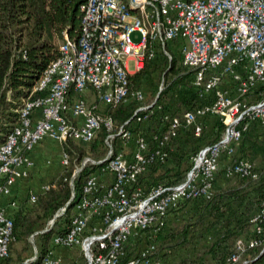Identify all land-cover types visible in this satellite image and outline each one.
<instances>
[{"label":"built area","instance_id":"built-area-1","mask_svg":"<svg viewBox=\"0 0 264 264\" xmlns=\"http://www.w3.org/2000/svg\"><path fill=\"white\" fill-rule=\"evenodd\" d=\"M80 9L79 37L63 32L59 56L37 82L36 88L47 93L25 102L20 124L0 145V263L9 255L14 238L13 218L2 198L17 179L28 176L29 151L44 137L61 143L68 137L87 142L103 123L105 154L84 156L72 173L73 177L85 164H97L82 186L70 226L53 233L47 251L38 256L36 248L31 259H37L36 264H62L53 254L55 244L78 247L83 259L72 264H172L159 252L153 236L181 199L212 198L215 173L224 156L225 176L253 181L263 177L250 158L235 154V145L250 121L264 127V0H85ZM133 31L139 32V39H131ZM158 53L165 57L166 67L150 99L142 88H132L129 75ZM176 55L180 66L171 73ZM177 78L195 88L202 101L181 116L164 112L161 120L166 126L153 134L154 145L141 134L129 145L131 133L125 126L129 119L115 128L113 118L103 115L98 103H88L84 93L91 90L96 102L106 105L133 98L137 105L132 117L140 120L160 107L159 93ZM210 115L224 124L220 136L204 140L196 149L181 180L146 188L140 179L166 160L169 140L185 128L202 136ZM61 162L68 163L64 150ZM36 198L30 193V201ZM249 220L252 228L235 238L218 264H248L250 251L263 249L264 198ZM138 238L143 246L131 249ZM30 239L34 242V234Z\"/></svg>","mask_w":264,"mask_h":264},{"label":"trees","instance_id":"trees-1","mask_svg":"<svg viewBox=\"0 0 264 264\" xmlns=\"http://www.w3.org/2000/svg\"><path fill=\"white\" fill-rule=\"evenodd\" d=\"M84 1L0 0V145L14 127L20 124V109L25 102L47 93V89L36 88L37 82L48 64L59 56V43L63 38V32L67 31L68 35L75 39L79 37L81 29L80 5ZM178 59L179 56L176 55L171 61L169 67L171 73L177 70L176 62ZM165 67V57L160 53L151 59H147L141 69L129 75L132 88H142L146 98L154 95L159 75ZM185 82L183 78L171 80L158 95L157 102L160 103V107H154L147 118L139 120L132 117L137 105V101L133 98L115 105H105L104 110L99 111L103 115H110L113 118L115 128L129 119L128 123L125 124L131 133L129 145L132 146L138 134L145 136L149 143L154 145L156 140H154L153 134H159L166 126L161 120L164 112L181 116L185 110L192 109L202 101L195 88ZM211 116L213 115L206 118L209 124L207 123V127L204 128L202 136H193L192 138L183 133L169 140L167 145L169 148L168 156L162 164L165 167L164 171L154 175L155 166L151 167L140 179L144 186L147 184L149 187L159 182L173 183L184 177L186 170L191 165L190 156L204 140L216 139L223 130V122L216 116L211 119ZM183 131H187L190 135L191 128H185ZM106 133L105 125L102 123L95 136L87 142H80L73 137H68L63 142V150L68 156V163L48 183V188L42 187L39 191L34 192L37 195L35 201L29 200L30 193H28L27 203L23 201L19 205L11 207L10 210L8 209V214L14 222V238L10 242V251L14 241L23 240L27 242L30 235L34 234L38 239L37 249L38 256H40L49 248L53 233H62L70 226L71 218L75 213L76 202L81 196L82 186L87 176L96 170L97 164H85L72 177L73 170L84 156L99 158L105 154ZM210 134L211 136H209ZM169 162L173 163L172 166H165ZM222 174L224 175V171ZM234 176H237L239 182L237 185L247 184L246 177ZM224 177L229 176L224 175ZM255 182L257 183L253 185L256 189L254 194L247 190L237 192L234 186L229 187V190L225 189L221 199L226 197V207L229 208L232 202L239 201L240 206L243 204L245 206L251 205L252 210L256 212L264 198V184H262L264 183V176ZM213 197L214 194L210 199L203 197L181 199L178 205L170 211V214L183 205L190 207L213 205L212 202L215 200ZM67 201L65 211L57 215L53 224L50 225L49 220ZM235 213L232 209V212L228 213L227 216L222 215V224L225 230L222 237L210 244L208 248L210 251L217 252L216 249L221 242L234 235L235 232H240L244 224H249L251 216ZM165 226H168V221H166ZM173 228H167V231L169 230L168 235L171 236L169 238L174 236ZM182 231L183 239L188 240L189 235H191L188 224L183 226ZM159 235L160 231H158V235L153 236L157 242L161 239ZM232 244L233 242L231 246ZM226 245L231 248L230 245ZM161 247L158 250L166 257L164 254L166 246ZM227 252H223L219 256V263L225 259ZM249 255L248 264H264V249H253ZM10 260L9 253L3 263L0 264H9ZM197 260L194 264H202V260L199 258ZM181 262V264H187L184 259ZM36 263L37 259L31 260L28 264Z\"/></svg>","mask_w":264,"mask_h":264},{"label":"rangeland","instance_id":"rangeland-1","mask_svg":"<svg viewBox=\"0 0 264 264\" xmlns=\"http://www.w3.org/2000/svg\"><path fill=\"white\" fill-rule=\"evenodd\" d=\"M139 37H140L139 32L133 31L131 33V39L137 40L139 39ZM173 51L174 53H177L179 49L175 48ZM176 64L177 67L180 66V59L177 60ZM128 66L129 68L134 67L133 60H129ZM84 93L86 94V97H88L87 98L88 103L94 101L95 103H98V107H99L98 109L100 111L104 110L106 104L101 103L99 101L96 102L97 97L94 93L91 92V90L85 89ZM152 96L153 94L149 98L151 99ZM209 136H211V134ZM115 140L116 141L112 139L110 140V142L114 144V142H117L120 139L118 137V139ZM122 148L126 150V152L129 151V148L127 146H123ZM59 164H61L60 165L61 166L60 171H61L64 167V164H62V162H60ZM76 165H79V163ZM257 168L262 170L264 176V166ZM223 169H224V165H221L220 163L218 165V169L216 170L214 184H213V194H214L213 198L215 199L212 202L213 205H207L206 207H199V206L190 207L187 205L180 206L174 213L170 214L171 216L167 220L168 226H165L162 229L158 230L160 231L159 236L162 239V240L160 239V241L162 242H160L159 240L157 242L154 238L157 248L160 250L162 248L161 246L164 245L166 246L165 247L166 251L164 253L166 255L165 259H167L172 264H181L182 263L181 260L183 259L187 264H191V263L194 264L196 261H198L197 260L198 258L199 260H202V264H218L220 261L219 256L222 255L223 252H227L230 249L229 246H227L226 244L231 246V243L236 237L242 236L246 232V230L252 228L251 222H249V224L246 223L242 228L244 230L242 231L241 229L242 233L241 231L235 232L234 235H232L231 237H229L224 241L226 244H223L224 242H221V244H219V247H217L216 244L217 252H213L208 249L213 241L223 236L225 227H223L222 224L223 222L222 215L227 216L228 213L232 212V209L234 213L236 212L235 214L242 213L244 214V216H248V215L252 216L255 212L252 210L253 208L251 207V205L245 206V204H243L242 206H240L239 201L232 202L229 208L226 207V201H227L226 197L221 199L222 192L225 189L229 190L230 189L229 187L234 186L235 187L234 189L237 192L240 191L242 192L244 190H247L250 193L254 194L256 189L253 187V185H255V183L257 182L250 179H246L247 182L246 185L245 184L237 185L239 184L237 176L224 177V175L222 174V171H224ZM26 180H28V178ZM145 186L147 187V184ZM27 197L28 196L26 197L24 196L25 198L24 202L26 201V203H27ZM254 197L255 195L253 196V198ZM185 224L186 225L188 224L189 233L191 234L189 235L188 240L183 239L182 236V232H183L182 228L183 226H185ZM166 227L167 228L174 227L173 238H169L171 236L168 235L169 230L167 231ZM158 231L154 235H158ZM37 242H38L37 237H35L34 242L31 241L30 237L27 239V242L23 240L14 241L10 251L11 262L9 264H28L32 260L31 258L35 253V249L37 248ZM80 258L82 260L83 256Z\"/></svg>","mask_w":264,"mask_h":264},{"label":"crops","instance_id":"crops-1","mask_svg":"<svg viewBox=\"0 0 264 264\" xmlns=\"http://www.w3.org/2000/svg\"><path fill=\"white\" fill-rule=\"evenodd\" d=\"M212 118L214 116H211ZM207 123L209 124L206 119L205 128L207 127ZM181 132L180 134L185 133L187 136L193 138L191 131L190 135L187 131L182 130ZM235 146V154L237 156L250 158L257 167L264 166V127L258 121H250L248 128L244 131L242 138ZM62 152L63 144L51 137H44L36 143L28 153L31 161L29 165L30 178L27 176L17 179L10 193L2 198V203L10 210L11 207L22 203L25 199L24 196L26 197L28 193L37 192L45 184H48V182L61 172V164L59 163L62 159ZM224 158L220 160L221 165L227 160L226 156ZM172 164V162H169L165 166L171 167ZM163 166H155L154 175L162 173L165 169ZM27 178L28 180H26ZM106 181L108 182V180ZM142 246L143 241L138 238L135 241L133 240L131 249ZM51 248L53 254L61 259L62 264H72L75 261L81 260L80 257L82 256L77 246L67 247L53 244Z\"/></svg>","mask_w":264,"mask_h":264},{"label":"water","instance_id":"water-1","mask_svg":"<svg viewBox=\"0 0 264 264\" xmlns=\"http://www.w3.org/2000/svg\"><path fill=\"white\" fill-rule=\"evenodd\" d=\"M263 249H264V247H263ZM263 249H262V250H263Z\"/></svg>","mask_w":264,"mask_h":264}]
</instances>
